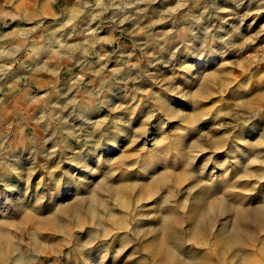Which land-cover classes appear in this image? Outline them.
Masks as SVG:
<instances>
[{
    "label": "rangeland",
    "instance_id": "rangeland-1",
    "mask_svg": "<svg viewBox=\"0 0 264 264\" xmlns=\"http://www.w3.org/2000/svg\"><path fill=\"white\" fill-rule=\"evenodd\" d=\"M0 264H264V0H0Z\"/></svg>",
    "mask_w": 264,
    "mask_h": 264
},
{
    "label": "bare ground",
    "instance_id": "bare-ground-1",
    "mask_svg": "<svg viewBox=\"0 0 264 264\" xmlns=\"http://www.w3.org/2000/svg\"><path fill=\"white\" fill-rule=\"evenodd\" d=\"M113 221V220H112ZM116 223V222H115Z\"/></svg>",
    "mask_w": 264,
    "mask_h": 264
}]
</instances>
